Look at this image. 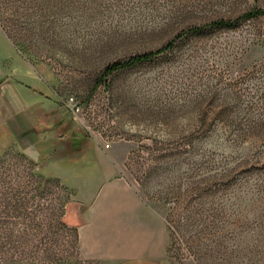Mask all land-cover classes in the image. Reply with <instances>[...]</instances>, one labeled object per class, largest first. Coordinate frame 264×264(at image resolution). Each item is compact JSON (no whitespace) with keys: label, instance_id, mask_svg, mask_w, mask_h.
<instances>
[{"label":"rangeland","instance_id":"1","mask_svg":"<svg viewBox=\"0 0 264 264\" xmlns=\"http://www.w3.org/2000/svg\"><path fill=\"white\" fill-rule=\"evenodd\" d=\"M258 11L264 0H0V84L28 92L38 126L69 116L68 95L108 108V152L152 211L165 264H264V13L245 17ZM1 124L0 264H111L83 251L48 157Z\"/></svg>","mask_w":264,"mask_h":264},{"label":"crops","instance_id":"2","mask_svg":"<svg viewBox=\"0 0 264 264\" xmlns=\"http://www.w3.org/2000/svg\"><path fill=\"white\" fill-rule=\"evenodd\" d=\"M29 98L23 87L0 84L2 129L7 140L14 138L26 152L48 157L44 172L73 190L70 217L83 251L111 264H165L155 255V217L121 177L115 152L96 147L70 116L53 118L42 126L30 121L25 115ZM61 129L65 141L57 140ZM42 132H49L57 143L38 150ZM5 146L0 139V152Z\"/></svg>","mask_w":264,"mask_h":264},{"label":"built area","instance_id":"3","mask_svg":"<svg viewBox=\"0 0 264 264\" xmlns=\"http://www.w3.org/2000/svg\"><path fill=\"white\" fill-rule=\"evenodd\" d=\"M60 103L76 125L92 140L104 150L111 147L114 138L107 131L114 127V122L109 118V110L106 106L91 101H81L75 95L63 97Z\"/></svg>","mask_w":264,"mask_h":264},{"label":"trees","instance_id":"4","mask_svg":"<svg viewBox=\"0 0 264 264\" xmlns=\"http://www.w3.org/2000/svg\"><path fill=\"white\" fill-rule=\"evenodd\" d=\"M261 13H264V12H261V11L250 12L245 17L248 18V17L257 16L258 14H261ZM221 25L222 26H231V25H233V23L232 22L220 21V22H215V23L211 24V26H221ZM170 46H171V44H169L168 46H166L164 49H162L160 51L146 53V54H143V55H140V56H136V57L130 59L129 61H127V62H115V63H113L112 65L108 66L105 69L104 76H109L110 74H112L115 71H119V70H122V69H125V68H128V67H131V66H133V65H135V64H137L139 62H144V61L151 60L156 55L162 53L164 50L169 49Z\"/></svg>","mask_w":264,"mask_h":264}]
</instances>
